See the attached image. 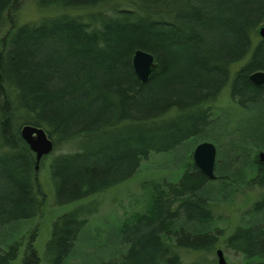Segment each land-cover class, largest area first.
Segmentation results:
<instances>
[{
    "label": "trees",
    "instance_id": "1",
    "mask_svg": "<svg viewBox=\"0 0 264 264\" xmlns=\"http://www.w3.org/2000/svg\"><path fill=\"white\" fill-rule=\"evenodd\" d=\"M114 1L34 0L37 8L58 13L17 24V0H0V27L7 25L0 36V232L40 213L36 170L47 155L53 200L60 205L126 180L150 153L197 136L218 143L206 134L213 120L204 105L225 86L247 115L237 123L238 138H227L226 162L216 176L230 185L251 169L247 184L264 188V164L254 152L264 148V81L255 85L248 78L264 71L258 35L264 0H125L113 8ZM72 9L87 11L66 12ZM136 49L157 64L145 82L131 67ZM23 125L41 127L52 142L37 165L20 136ZM61 145L68 149L51 154ZM209 181L189 159L174 181L152 183L146 210L118 228L124 249L116 261L101 264H214L201 256L184 262L178 252L207 253L218 243L220 230L203 231L211 212L203 194ZM261 195L251 209L264 208ZM83 211L76 207L53 220L45 246L49 264H63L71 252L86 224ZM35 235L34 228L21 264H39ZM223 243L246 259L262 258L264 227L237 225ZM19 246L0 247V264H12Z\"/></svg>",
    "mask_w": 264,
    "mask_h": 264
},
{
    "label": "rangeland",
    "instance_id": "2",
    "mask_svg": "<svg viewBox=\"0 0 264 264\" xmlns=\"http://www.w3.org/2000/svg\"><path fill=\"white\" fill-rule=\"evenodd\" d=\"M125 0H116L111 3L113 8L120 7ZM103 5L105 11H112L111 7ZM82 9H72L69 14L83 15ZM58 13L52 9H39L34 0H17L15 9V23L36 22L44 17H51ZM261 25H264L262 23ZM7 30L3 23L0 27V36ZM258 40V36L252 37V44ZM243 63V60L232 64L229 68L230 75ZM256 72V71H255ZM208 106L212 115L213 125L206 130V134L217 140L212 142L204 136L192 138L175 149L167 152L150 153L147 159L142 160L137 171L126 180L109 187L99 193L86 196L65 204L57 205L53 200V190L48 175V162L51 155H47L36 170L37 181L42 193V206L40 213L28 219L5 226L0 232V247L5 249L15 241L20 242L16 258L12 264H21V256L28 241L29 234L35 228L36 235L32 246L39 258V264H49V256L46 255L45 246L49 238L53 220L76 207H82L85 213L86 224L79 232L73 248L63 264H101L102 262L116 261V253L124 247L118 241V228L124 219L133 214L146 210L149 204L150 185L162 180L174 181L184 167V163L191 159L193 147L201 141H209L215 146L214 177L219 171L216 167L226 162L227 138H238L237 123L247 111L238 107L228 95V86H225L216 98ZM224 121L218 123L220 119ZM222 124H224L223 127ZM227 133L228 135H225ZM67 146H58L51 154L63 152ZM264 150V148L257 149ZM192 161V160H191ZM240 163V159L235 162ZM219 167V166H218ZM217 171V172H216ZM254 175L251 169L244 170L236 175L235 179L228 183L224 179H209V187L205 189L204 195L211 206L210 217L203 224V231L220 230L215 248L222 251L227 264H264V257L244 259L238 252L224 246L223 239L233 231L237 225L262 224L264 225V208L260 210L251 209V205L260 199L264 188L247 184ZM228 185V188H220V184ZM88 212H90L88 214ZM197 231H200L196 229ZM202 231V230H201ZM122 245V246H121ZM214 249L207 253H196L178 248V252L184 262L204 257L214 262Z\"/></svg>",
    "mask_w": 264,
    "mask_h": 264
},
{
    "label": "water",
    "instance_id": "3",
    "mask_svg": "<svg viewBox=\"0 0 264 264\" xmlns=\"http://www.w3.org/2000/svg\"><path fill=\"white\" fill-rule=\"evenodd\" d=\"M258 35L264 38V25L258 28ZM130 61L132 70L140 82H145L157 66L152 55L140 49L133 51ZM248 78L253 84L259 85L264 81V72H253L249 74ZM19 133L28 148L34 153L35 164L37 165L39 159L51 151V140L47 137L45 131L41 127H35L32 125H23L20 128ZM214 157L215 146L209 141H201L197 143L191 152L192 163L208 179H212L215 176L213 171ZM257 160L264 164V150H259L257 152ZM215 255L216 264H227L220 249L215 250Z\"/></svg>",
    "mask_w": 264,
    "mask_h": 264
},
{
    "label": "flooded vegetation",
    "instance_id": "4",
    "mask_svg": "<svg viewBox=\"0 0 264 264\" xmlns=\"http://www.w3.org/2000/svg\"><path fill=\"white\" fill-rule=\"evenodd\" d=\"M262 194H264V192H262ZM261 197H262V195H260V198H261ZM260 209H261V208H260ZM261 225H262V224H261ZM262 227H264V225H262ZM216 249H218V248H215V249H214V254H215V250H216ZM239 254L242 255L244 259H246V257H245L243 254H241V253H239ZM215 260H216V255H215Z\"/></svg>",
    "mask_w": 264,
    "mask_h": 264
},
{
    "label": "bare ground",
    "instance_id": "5",
    "mask_svg": "<svg viewBox=\"0 0 264 264\" xmlns=\"http://www.w3.org/2000/svg\"><path fill=\"white\" fill-rule=\"evenodd\" d=\"M258 71H261V70H258ZM262 72H264V71H262Z\"/></svg>",
    "mask_w": 264,
    "mask_h": 264
}]
</instances>
